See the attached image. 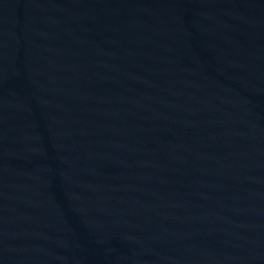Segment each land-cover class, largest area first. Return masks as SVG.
Segmentation results:
<instances>
[{"label": "water", "instance_id": "obj_1", "mask_svg": "<svg viewBox=\"0 0 264 264\" xmlns=\"http://www.w3.org/2000/svg\"><path fill=\"white\" fill-rule=\"evenodd\" d=\"M0 264H264V0H0Z\"/></svg>", "mask_w": 264, "mask_h": 264}]
</instances>
